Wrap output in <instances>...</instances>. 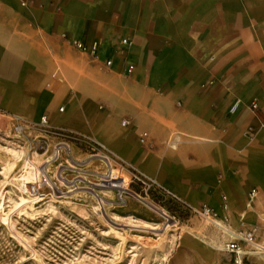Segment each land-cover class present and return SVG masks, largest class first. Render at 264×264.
I'll return each instance as SVG.
<instances>
[{
    "label": "crops",
    "instance_id": "1",
    "mask_svg": "<svg viewBox=\"0 0 264 264\" xmlns=\"http://www.w3.org/2000/svg\"><path fill=\"white\" fill-rule=\"evenodd\" d=\"M0 106L193 207L222 213L225 195L264 245V0H0Z\"/></svg>",
    "mask_w": 264,
    "mask_h": 264
},
{
    "label": "rangeland",
    "instance_id": "2",
    "mask_svg": "<svg viewBox=\"0 0 264 264\" xmlns=\"http://www.w3.org/2000/svg\"><path fill=\"white\" fill-rule=\"evenodd\" d=\"M37 122L0 106V264H230L217 227L137 182L119 201L96 185L106 166L92 150ZM41 174L51 187L31 190Z\"/></svg>",
    "mask_w": 264,
    "mask_h": 264
},
{
    "label": "built area",
    "instance_id": "3",
    "mask_svg": "<svg viewBox=\"0 0 264 264\" xmlns=\"http://www.w3.org/2000/svg\"><path fill=\"white\" fill-rule=\"evenodd\" d=\"M71 43L75 48L82 52L89 53L92 56L96 55L98 47L97 42H93L91 45L87 46L83 41L74 39L71 41ZM121 43L125 46L131 44L130 40L128 39H122ZM111 63L112 61L110 59L106 60L105 62L106 66H110ZM132 69L133 65H129L126 68V71L131 72ZM208 83L210 84L212 83V81H209ZM254 106H256V104L253 103L252 107ZM126 122L127 121L124 120L123 123ZM36 124L38 125V128L42 129L45 132L51 133L61 139H66L71 142H79L86 148L92 150L93 154L99 157L101 162H103L106 166L105 172L100 175L99 181L96 185L101 188H106L108 190L114 191L119 201H122L124 199V196L128 191L129 182H137L141 185L143 191H154L166 195L167 197L178 201L179 203H182L186 207L190 208L191 212H194L200 218L217 227L225 237L223 250L229 256L231 264H245V261L251 252L261 253L262 251H264V246H260L261 243L256 240L255 228L245 227L243 221L240 222L239 226L236 228L230 225L229 205L227 202V197L225 195H222L221 197L222 213L205 203L197 207H193L182 202L176 195L158 185L155 180L147 178L140 172L124 164V162L119 160L108 149L103 147L101 144L91 140L87 136L71 132L63 128L54 127L48 122L46 116H42ZM145 135L146 133L142 134V136ZM63 145L65 144L62 143L59 144L58 147H56V154H59L60 149L63 147ZM121 170H124V174H127L126 184L122 183L123 178H120V180L111 178L113 176V171L115 172ZM39 181L40 185L36 183L34 186H29L30 189L36 191L40 186L46 185L51 187V184L53 183L51 182V178L46 176V174H41V178ZM256 194L257 189L251 188L248 193V201L250 202V200L253 199ZM262 215H264V213H262Z\"/></svg>",
    "mask_w": 264,
    "mask_h": 264
},
{
    "label": "bare ground",
    "instance_id": "4",
    "mask_svg": "<svg viewBox=\"0 0 264 264\" xmlns=\"http://www.w3.org/2000/svg\"><path fill=\"white\" fill-rule=\"evenodd\" d=\"M64 146V145H63ZM24 166H25V164H24ZM23 175L25 176V172L23 173ZM40 182V181H39ZM260 246H264V245H262V244H260ZM258 255H264V251H262L261 253H258Z\"/></svg>",
    "mask_w": 264,
    "mask_h": 264
}]
</instances>
